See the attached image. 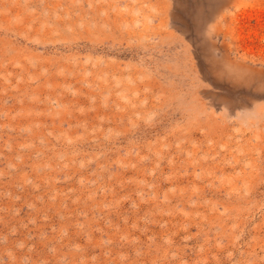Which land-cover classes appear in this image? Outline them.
I'll use <instances>...</instances> for the list:
<instances>
[{
	"label": "rangeland",
	"instance_id": "374dc122",
	"mask_svg": "<svg viewBox=\"0 0 264 264\" xmlns=\"http://www.w3.org/2000/svg\"><path fill=\"white\" fill-rule=\"evenodd\" d=\"M0 264H264V0H0Z\"/></svg>",
	"mask_w": 264,
	"mask_h": 264
}]
</instances>
